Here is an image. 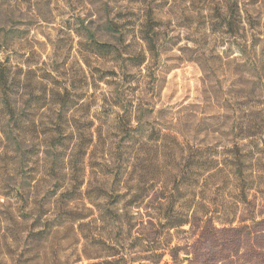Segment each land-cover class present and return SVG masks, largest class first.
<instances>
[{"label":"rangeland","instance_id":"obj_1","mask_svg":"<svg viewBox=\"0 0 264 264\" xmlns=\"http://www.w3.org/2000/svg\"><path fill=\"white\" fill-rule=\"evenodd\" d=\"M239 1L249 21L246 38L241 40L225 36L216 10L220 0H0V60L9 61L22 77H32L41 83L40 87L67 86L83 97L81 107L71 116L74 117L71 123L78 128L84 126L87 137L91 136L87 155L79 164L86 185L95 186L99 184L102 169L111 167L107 145H114L121 138L103 119L105 114H123L115 106L123 67L121 62L108 59L93 58L85 63L81 43L86 42L87 32L100 42L116 45L117 37L105 31V24L111 20L126 25L129 30L125 45L134 54L146 56L142 67L125 68L130 75L128 80L134 81L126 87L129 92H135L131 99L134 105L147 109V119L166 133L180 137L181 130L185 134L192 130L188 119L218 122L211 119L225 116L229 122L238 117L245 122L256 117L254 112L246 111L248 107L261 110L264 99L255 92L264 58V0ZM152 12L160 19L157 24L160 41L155 52L149 51L139 39L140 26ZM244 47L246 54L241 50ZM98 72L106 73V82L93 80L92 74L96 76ZM236 103L243 108L240 115L232 111L231 106ZM225 118L221 119L222 123ZM35 120L33 141L16 148L3 133H10L13 122L0 118V264H19L20 256L27 251L26 245L14 240L12 233L38 230L32 227L36 215L27 210L28 216H22L25 203L17 196L22 193L18 172L29 173L36 168L41 179L37 185L44 190L53 183L45 174L54 155L44 149L34 158L27 150L53 132L57 112L46 107L37 113ZM228 137L225 135V140H221L218 134H202L199 141H222L226 146L230 144ZM23 151H26L25 161L21 160ZM254 171L252 189L246 190L248 200L236 202L239 190L227 187L223 197L212 200L213 194L207 193L206 206L203 204L197 213L202 217L211 212L208 215L216 218L218 229L224 227L219 221L226 217L234 219L232 225L225 226L227 229L243 225L249 229L201 233L199 228L185 227L164 233L158 215L149 205L138 212L128 210L123 203L113 208L108 200H100L95 206L86 204L93 216L82 224V229L75 225L74 229H63L60 233H92L101 242L106 240V245L114 247L129 264H153L162 254L161 264H263L264 256L260 253L264 252V237L259 233L264 232L253 226L252 220L264 222V153L258 156ZM201 197H196L199 202ZM105 207L121 217L118 226L102 218ZM80 210L87 213L82 207ZM84 249V242L73 245L66 256L73 262ZM171 249L177 255L174 260ZM77 264L89 262L83 260Z\"/></svg>","mask_w":264,"mask_h":264},{"label":"trees","instance_id":"obj_2","mask_svg":"<svg viewBox=\"0 0 264 264\" xmlns=\"http://www.w3.org/2000/svg\"><path fill=\"white\" fill-rule=\"evenodd\" d=\"M220 2L216 4V10L220 14V26L224 28L225 36L235 40L245 39L246 22H249L246 21L245 14L248 16V13L242 9L240 1ZM152 13L140 26L139 39L147 45L149 51L155 52L160 41L157 27L160 19L157 13ZM104 28L117 37L116 45L100 42L88 31L87 40L81 43V47L86 55L85 63L93 58L121 62L123 80L117 89L118 101L115 106L121 108L123 114L104 116L103 122L114 127L121 138L114 145H107L111 167L102 169L99 184L97 182L98 185L95 186L86 185L85 178H81L83 169L79 164L87 155V142L89 140L92 143L91 136L87 137L84 126L78 128L71 123L74 120L71 116L81 107L83 97L67 86L40 87L41 83L32 77H22L9 61L0 60V118H8V123L14 124L10 133L3 132L7 140L16 148L31 143L33 134L36 133L35 116L46 107L55 109L58 119L52 128L53 132L37 140V144L34 142L33 147L27 150L35 155L34 158H38L40 151L44 149L54 155L45 174L51 178L52 186L44 190L37 185L41 179L36 168L29 173L18 172L22 193L17 196L25 203L22 216H28L27 210L33 216L36 215L35 225L32 227L38 229L34 233H12L14 240L22 242L27 248L25 254L20 256L19 264H77L83 260L89 264H129L114 247L106 245V240L101 242L92 233H60L63 229H74L75 225L82 229V224L93 216L86 204L95 206L100 200H108L113 208L123 203L128 210L138 212L149 205L158 215L159 226L164 233L177 232L185 227L196 230L199 228L201 233H224L227 230L238 232L250 228L243 225L238 229H227L225 226L232 225L234 219L226 217L219 221L224 227L218 229L216 218L209 216L211 212L202 217H198L197 213L203 204L206 206L204 200L207 193L213 194V200L223 197L227 187L239 190V201L236 202L248 200L246 190L252 189L254 168L258 165V156L264 153V103L260 111L247 108L246 111H252L256 115L252 120L246 119L243 122L238 117L229 122L225 116L211 119L218 122L188 119L192 124L190 132L185 134L181 130L180 137L168 134L153 120L147 119V109L134 105L131 97L135 96V92H129L126 88L134 81L128 80L130 75L125 68L142 67L146 63V56L134 54L125 45L129 30L126 25L108 20ZM241 50L246 54L247 47ZM227 54L225 55L229 57ZM261 64L255 94L264 99V58ZM112 74L117 76L116 73ZM91 77H95L94 81L106 82V73L98 72ZM83 80L86 84V78ZM236 105L238 104L231 106L232 111L240 115L239 110L243 108ZM222 118L226 120L224 123L221 122ZM210 133L218 134L221 140H225L224 136L228 135L230 144L225 146L222 141H199L200 135ZM102 142L104 145L108 144ZM25 154L26 151H23L22 161H25ZM123 189L125 193L120 195L118 192ZM197 196H202L200 202ZM80 207L87 213L80 210ZM215 210L221 209L215 207ZM102 216L113 226H118L121 221V217L109 207H105ZM252 222L253 226L261 228L260 232H264L263 221ZM259 234L264 237V233ZM82 242L85 243L83 255L79 254L71 262L69 256H66L68 249ZM105 251L106 255H103ZM174 251L171 249L170 256L173 260L177 256ZM260 254L264 256V252ZM163 257L164 254L154 260L153 264H161Z\"/></svg>","mask_w":264,"mask_h":264}]
</instances>
